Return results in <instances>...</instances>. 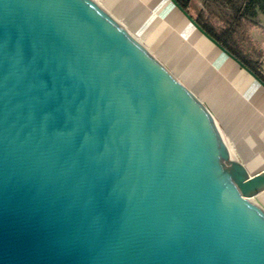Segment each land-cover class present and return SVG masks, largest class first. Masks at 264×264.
Wrapping results in <instances>:
<instances>
[{
  "label": "water",
  "instance_id": "water-1",
  "mask_svg": "<svg viewBox=\"0 0 264 264\" xmlns=\"http://www.w3.org/2000/svg\"><path fill=\"white\" fill-rule=\"evenodd\" d=\"M262 191L99 0H0V264H264Z\"/></svg>",
  "mask_w": 264,
  "mask_h": 264
},
{
  "label": "crops",
  "instance_id": "crops-1",
  "mask_svg": "<svg viewBox=\"0 0 264 264\" xmlns=\"http://www.w3.org/2000/svg\"><path fill=\"white\" fill-rule=\"evenodd\" d=\"M108 2L121 17L132 21V26L141 30L149 40L155 37L154 34L160 29H174L175 38L184 40L186 45L185 58L188 60L192 55L197 56L195 61L199 62L204 77L216 73V97L212 94L215 102L213 107L216 105L218 117L225 111L229 117L226 137L231 141L237 159L243 162L252 174L264 170V86L205 37L172 0ZM144 20H153L145 31L142 25ZM253 30L258 32L259 45L264 51V28L254 26ZM260 71L264 75V71ZM191 80L192 78L190 82ZM185 83L194 92L197 91V88L188 84L189 80ZM257 197L264 205V191Z\"/></svg>",
  "mask_w": 264,
  "mask_h": 264
},
{
  "label": "rangeland",
  "instance_id": "rangeland-1",
  "mask_svg": "<svg viewBox=\"0 0 264 264\" xmlns=\"http://www.w3.org/2000/svg\"><path fill=\"white\" fill-rule=\"evenodd\" d=\"M116 17L121 18L122 22L128 26L134 33L160 58L180 79L188 82L192 88H197L195 93L203 100L214 114L222 132L226 136L228 127V116L226 111L218 117L216 105L213 107L216 97V73L213 76L204 77L199 62L195 61L197 56L186 59L187 53L184 40L175 38L174 29L168 27L158 32H154L155 37L148 39L141 30L132 26V21L126 20L113 9L109 0H99ZM189 11L195 18H199L205 25L211 27L219 36L227 41L240 55H242L251 65L258 70H263L264 51L259 45V34L253 30V27L264 28V13L258 11L255 16H243L235 20L228 6L219 4L211 0H189ZM173 17V16H171ZM141 22V20H139ZM153 20H144L143 30L145 31ZM142 30V31H143ZM152 33V30L151 32ZM192 78L191 82L190 79ZM194 79V80H193ZM197 82V83H196ZM187 84V83H186ZM196 86V87H195ZM198 86V87H197ZM222 102V99L220 100ZM215 113H214V112ZM220 114V113H219ZM221 118V119H220ZM231 121V120H230ZM229 142V141H228ZM231 142V141H230ZM235 153V149H234ZM236 155V153H235ZM238 158V157H237ZM259 200V198L257 197Z\"/></svg>",
  "mask_w": 264,
  "mask_h": 264
},
{
  "label": "trees",
  "instance_id": "trees-1",
  "mask_svg": "<svg viewBox=\"0 0 264 264\" xmlns=\"http://www.w3.org/2000/svg\"><path fill=\"white\" fill-rule=\"evenodd\" d=\"M181 5L189 10V0H177ZM218 2L219 4L228 6L232 12L235 20L241 19L243 16H255L258 11L264 13V0H211ZM197 21L216 39H218L224 46L243 60L250 68H252L260 77L264 79L263 73L251 65L242 55L239 54L234 48H232L225 39L219 36L211 27L205 25L199 18Z\"/></svg>",
  "mask_w": 264,
  "mask_h": 264
},
{
  "label": "bare ground",
  "instance_id": "bare-ground-1",
  "mask_svg": "<svg viewBox=\"0 0 264 264\" xmlns=\"http://www.w3.org/2000/svg\"><path fill=\"white\" fill-rule=\"evenodd\" d=\"M222 133H223V132H222ZM223 136H224V138H225V140H226V142H227L229 148L234 152V147H233V145H232L230 142H228V139H227V137L225 136L224 133H223Z\"/></svg>",
  "mask_w": 264,
  "mask_h": 264
}]
</instances>
